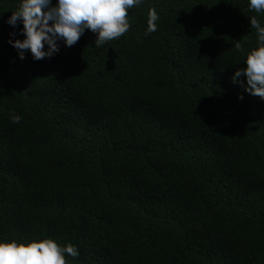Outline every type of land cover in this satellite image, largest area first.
Returning a JSON list of instances; mask_svg holds the SVG:
<instances>
[{
    "label": "trees",
    "instance_id": "obj_1",
    "mask_svg": "<svg viewBox=\"0 0 264 264\" xmlns=\"http://www.w3.org/2000/svg\"><path fill=\"white\" fill-rule=\"evenodd\" d=\"M17 3L0 0V239L75 244L69 264H264V100L231 80L264 11L143 0L122 37L33 61L7 43Z\"/></svg>",
    "mask_w": 264,
    "mask_h": 264
},
{
    "label": "clouds",
    "instance_id": "obj_2",
    "mask_svg": "<svg viewBox=\"0 0 264 264\" xmlns=\"http://www.w3.org/2000/svg\"><path fill=\"white\" fill-rule=\"evenodd\" d=\"M143 0H18L16 9L4 21L15 29L9 43L23 60L26 52L33 61L51 59L61 45L72 47L88 30L95 34L94 45L100 47L122 37L131 27L129 9L139 7ZM249 11H264V0H247ZM2 18V16H0ZM160 19L155 7L148 9L147 36L157 31ZM256 31V47L245 50L237 41V52L244 55V67L237 68L231 80L240 83L244 92L264 100V24L255 16L248 19ZM22 25V27H20ZM22 36L23 39L15 38ZM244 81L241 82L240 78ZM243 99V96H238ZM19 123L21 116H10ZM80 255L75 244H60L53 238L17 241L0 239V264H69L67 257Z\"/></svg>",
    "mask_w": 264,
    "mask_h": 264
}]
</instances>
